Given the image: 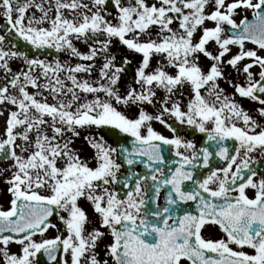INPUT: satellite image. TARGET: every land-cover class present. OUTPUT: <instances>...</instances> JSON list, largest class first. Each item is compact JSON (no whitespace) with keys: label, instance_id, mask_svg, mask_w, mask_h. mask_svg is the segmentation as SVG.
Returning a JSON list of instances; mask_svg holds the SVG:
<instances>
[{"label":"snow or ice","instance_id":"1","mask_svg":"<svg viewBox=\"0 0 264 264\" xmlns=\"http://www.w3.org/2000/svg\"><path fill=\"white\" fill-rule=\"evenodd\" d=\"M0 17V264H264V0Z\"/></svg>","mask_w":264,"mask_h":264},{"label":"flooded vegetation","instance_id":"2","mask_svg":"<svg viewBox=\"0 0 264 264\" xmlns=\"http://www.w3.org/2000/svg\"><path fill=\"white\" fill-rule=\"evenodd\" d=\"M249 47H251V45H249ZM49 60H51V58H48ZM63 58H62V56H61V60H62ZM67 59H70L72 62H75V58H67ZM123 79H124V81L125 82H128V80H129V77H128V75L127 74H125L124 76H123ZM230 91V90H229ZM243 106L246 108V109H253L254 107H255V105H253L252 103H250V102H248V101H245L244 102V104H243ZM150 111L152 110L151 108L149 109ZM253 115H255V113L253 112ZM156 128H157V130H159V131H161L163 134H165V135H171V133L168 131V130H166L163 126H161V125H159V124H156V125H154ZM191 138V137H190ZM196 139H199V136H197L196 137ZM109 142H111V141H109ZM79 144H80V142H77V146L79 147ZM81 154L82 155H85V156H87L88 155V153H86V152H81ZM257 167H260V168H262V169H264V164H257L256 165ZM0 187H2V185H0ZM250 195H251V193H249ZM6 197H4L3 199H0V204H5L6 205ZM55 233H54V230H50L49 231V235L51 236V235H54ZM214 235L216 234L215 232L213 233ZM12 250L13 251H16L17 250V247L16 246H13L12 247ZM42 259V261H43V258H41Z\"/></svg>","mask_w":264,"mask_h":264},{"label":"rangeland","instance_id":"3","mask_svg":"<svg viewBox=\"0 0 264 264\" xmlns=\"http://www.w3.org/2000/svg\"><path fill=\"white\" fill-rule=\"evenodd\" d=\"M37 15H38V13H37ZM0 18L4 19L3 17H0ZM78 47L81 49V51H86V46L85 45L78 44ZM62 58H63L62 59V61H63V60H66L68 58V56L65 53H62ZM20 66H22V62L19 61V60H16V61H14L12 63V67H13L14 70H16ZM2 76H3V73L0 72V78H2ZM121 83H122V85H126L127 82H125L124 79L122 78V82Z\"/></svg>","mask_w":264,"mask_h":264},{"label":"water","instance_id":"4","mask_svg":"<svg viewBox=\"0 0 264 264\" xmlns=\"http://www.w3.org/2000/svg\"><path fill=\"white\" fill-rule=\"evenodd\" d=\"M3 25H4V23L0 26V29H1V30L3 29ZM21 46H22V49H23L24 51L29 52V55H41L39 52H36L35 50H30L29 47H27V46H23V43H22V42H21ZM44 55L55 57V56H57L58 54L55 53L54 50H47V51L44 53ZM58 56H59V55H58Z\"/></svg>","mask_w":264,"mask_h":264}]
</instances>
